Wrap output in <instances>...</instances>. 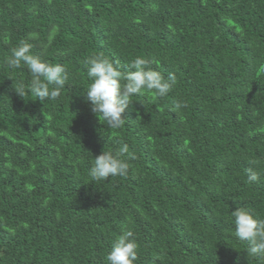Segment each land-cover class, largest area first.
<instances>
[{
	"label": "trees",
	"instance_id": "trees-1",
	"mask_svg": "<svg viewBox=\"0 0 264 264\" xmlns=\"http://www.w3.org/2000/svg\"><path fill=\"white\" fill-rule=\"evenodd\" d=\"M23 39L66 67L56 101L17 94L31 75L3 61ZM92 55L153 60L177 84L108 129L86 102ZM121 143L128 174L93 180ZM238 206L264 218V0H0V264H105L126 227L137 264H264L234 234Z\"/></svg>",
	"mask_w": 264,
	"mask_h": 264
},
{
	"label": "clouds",
	"instance_id": "clouds-1",
	"mask_svg": "<svg viewBox=\"0 0 264 264\" xmlns=\"http://www.w3.org/2000/svg\"><path fill=\"white\" fill-rule=\"evenodd\" d=\"M55 32L49 35L47 45L52 44ZM29 34V39H34ZM28 39L20 40L10 49L3 63L8 69H20L26 66L30 75L29 85L14 86L17 94L25 100L29 94L33 100L41 102L56 101L69 80L66 67L52 63L32 52ZM153 60L136 57L123 66L103 55L89 56L84 64L90 81L85 94L91 111L108 129H119L125 125V112L134 104V97L145 90L154 91L159 97H165L177 84L174 72L165 75L151 67ZM11 78V77H9ZM186 105L182 101L174 102L172 110L178 112ZM108 137L107 134H104ZM109 138V137H108ZM135 159V153L127 143H121L115 151L102 150L94 156L90 175L95 181H107L110 177H124L128 174L129 160ZM261 173L248 169L249 182L261 179ZM234 219L235 236L247 241L246 255L250 258H264V218L255 215L250 209L238 206L231 213ZM139 244L131 227H126L115 239L111 250L104 257L105 264H137ZM156 260L161 259L159 256Z\"/></svg>",
	"mask_w": 264,
	"mask_h": 264
}]
</instances>
